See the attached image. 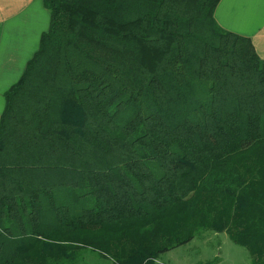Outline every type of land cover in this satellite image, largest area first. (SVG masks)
I'll list each match as a JSON object with an SVG mask.
<instances>
[{"label": "trees", "instance_id": "16d2710c", "mask_svg": "<svg viewBox=\"0 0 264 264\" xmlns=\"http://www.w3.org/2000/svg\"><path fill=\"white\" fill-rule=\"evenodd\" d=\"M219 2L42 0L0 116V264H155L207 232L264 264V59Z\"/></svg>", "mask_w": 264, "mask_h": 264}, {"label": "crops", "instance_id": "0c3cea01", "mask_svg": "<svg viewBox=\"0 0 264 264\" xmlns=\"http://www.w3.org/2000/svg\"><path fill=\"white\" fill-rule=\"evenodd\" d=\"M214 19L222 29L249 37L264 59V0H220ZM49 22L42 0H0V116L4 94L23 74Z\"/></svg>", "mask_w": 264, "mask_h": 264}, {"label": "rangeland", "instance_id": "374dc122", "mask_svg": "<svg viewBox=\"0 0 264 264\" xmlns=\"http://www.w3.org/2000/svg\"><path fill=\"white\" fill-rule=\"evenodd\" d=\"M250 264L246 249L234 244L224 234L207 232L185 246L161 255L155 264Z\"/></svg>", "mask_w": 264, "mask_h": 264}]
</instances>
